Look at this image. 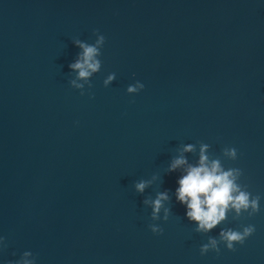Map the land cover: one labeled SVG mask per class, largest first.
<instances>
[{"label":"water","instance_id":"obj_1","mask_svg":"<svg viewBox=\"0 0 264 264\" xmlns=\"http://www.w3.org/2000/svg\"><path fill=\"white\" fill-rule=\"evenodd\" d=\"M201 145L256 214L196 231L175 189ZM0 237V264H264V0H0Z\"/></svg>","mask_w":264,"mask_h":264},{"label":"clouds","instance_id":"obj_2","mask_svg":"<svg viewBox=\"0 0 264 264\" xmlns=\"http://www.w3.org/2000/svg\"><path fill=\"white\" fill-rule=\"evenodd\" d=\"M102 40L103 37H98L96 45H99ZM77 43L81 52L79 58L70 64L69 68L77 72L78 78H88L99 67V61L96 59L98 48L96 45ZM112 78L109 76L108 80ZM107 82L105 81V83ZM76 87H80V85H76ZM142 87L141 83H136L129 86L127 91L133 93ZM191 147V145H187L184 151H190ZM205 148V145H201L198 163L186 167L184 173L178 178L175 189L177 202L184 205L186 218L196 224V231L198 232H208L213 229L225 218L226 211L229 209L233 210L237 216L241 212H246L249 217L253 216L259 211L258 202L260 200L259 196L251 195L236 183V179L240 175L239 169L223 170L218 160L209 161L207 159ZM225 154L229 158H235L236 151L229 148L226 149ZM183 165H185L184 158L178 157L171 162L169 171ZM144 188L145 183L143 181L135 184V189L138 192L143 191ZM166 199V193H160L151 202L153 218L156 217L161 207V201ZM166 216L167 209H165V218ZM150 230L153 234L160 232L157 226H151ZM253 231V226L249 224L241 227L240 230H222L219 233V238L223 242L224 248L232 251L234 244H243ZM0 240H3V237H0ZM209 248L215 252L219 251L215 239L210 238L207 243L201 244L200 254L204 255ZM30 255L28 251H25L16 264H34V260L29 258Z\"/></svg>","mask_w":264,"mask_h":264}]
</instances>
